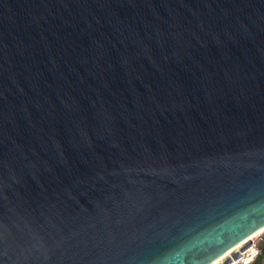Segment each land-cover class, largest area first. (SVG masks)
I'll return each instance as SVG.
<instances>
[{
  "label": "water",
  "instance_id": "water-1",
  "mask_svg": "<svg viewBox=\"0 0 264 264\" xmlns=\"http://www.w3.org/2000/svg\"><path fill=\"white\" fill-rule=\"evenodd\" d=\"M264 227V0H0V264H210Z\"/></svg>",
  "mask_w": 264,
  "mask_h": 264
},
{
  "label": "rangeland",
  "instance_id": "rangeland-1",
  "mask_svg": "<svg viewBox=\"0 0 264 264\" xmlns=\"http://www.w3.org/2000/svg\"><path fill=\"white\" fill-rule=\"evenodd\" d=\"M249 241V250L245 252L242 259L232 264H264V227L252 234Z\"/></svg>",
  "mask_w": 264,
  "mask_h": 264
},
{
  "label": "bare ground",
  "instance_id": "bare-ground-1",
  "mask_svg": "<svg viewBox=\"0 0 264 264\" xmlns=\"http://www.w3.org/2000/svg\"><path fill=\"white\" fill-rule=\"evenodd\" d=\"M260 229H258L257 231H259ZM257 231L253 232L252 234L256 233ZM252 234L247 236L242 241L238 242L236 245H234L232 248L227 250L225 253L221 254L219 257L213 260L210 264H232L233 262H237L238 260L242 259L245 252L248 251L250 248V247L248 248V246L250 243L249 241L250 236Z\"/></svg>",
  "mask_w": 264,
  "mask_h": 264
},
{
  "label": "trees",
  "instance_id": "trees-1",
  "mask_svg": "<svg viewBox=\"0 0 264 264\" xmlns=\"http://www.w3.org/2000/svg\"><path fill=\"white\" fill-rule=\"evenodd\" d=\"M257 259H258V258H257ZM257 259H256V260H257Z\"/></svg>",
  "mask_w": 264,
  "mask_h": 264
}]
</instances>
